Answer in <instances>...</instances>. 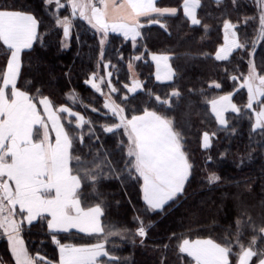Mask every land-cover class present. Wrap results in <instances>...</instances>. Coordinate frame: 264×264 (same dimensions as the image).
I'll return each instance as SVG.
<instances>
[{
    "label": "trees",
    "instance_id": "1",
    "mask_svg": "<svg viewBox=\"0 0 264 264\" xmlns=\"http://www.w3.org/2000/svg\"><path fill=\"white\" fill-rule=\"evenodd\" d=\"M184 1L158 0L178 13L142 19L137 36L102 33L75 18L67 44L57 16L68 12L56 14L46 0H0V10L32 13L39 22L34 45L23 52L17 86L40 110V99H49L71 142L70 168L81 182V204L102 210L99 235L52 232L46 215L27 225L17 210L31 262L58 263L61 245L101 240V264H194L181 248L186 238L225 246L229 264H238L248 247L255 251L250 264L264 256V125L255 124L257 111L264 115V90L251 102L246 86L251 61L264 77L260 12L254 0H199L198 22L192 23ZM226 24L235 27L239 46L221 59ZM153 53L171 56L172 81L156 80ZM9 55L0 38V86ZM135 78L142 88L132 92ZM221 96L234 103L224 125L211 109ZM108 98L122 114L108 109ZM147 111L171 121L190 165L182 192L161 209L144 200L142 176L127 152L124 124ZM34 129L36 139L40 129ZM204 133L211 135L208 148ZM0 262L17 264L6 238L0 239Z\"/></svg>",
    "mask_w": 264,
    "mask_h": 264
},
{
    "label": "crops",
    "instance_id": "2",
    "mask_svg": "<svg viewBox=\"0 0 264 264\" xmlns=\"http://www.w3.org/2000/svg\"><path fill=\"white\" fill-rule=\"evenodd\" d=\"M157 1L102 0L101 9L92 12V18L108 32L137 36L142 19L178 13L176 7H161ZM199 6V0H185L182 5L192 23L198 22ZM38 29L34 14L0 10V38L10 49L0 86V239L9 241L17 264L31 262L22 247V220L17 217V210L23 212V222L27 225L40 216H48L52 232L78 231L89 235L103 232L101 208L85 209L81 204L78 196L81 182L70 168L71 142L57 111L48 98L40 99V110L30 94L17 86L23 52L34 45ZM151 60L157 81L174 79L170 55L153 53ZM141 88L142 83L135 78L132 92ZM231 102L229 96L214 102L213 111L221 125L225 124L226 112L233 110ZM106 105L116 110L111 98ZM125 124L138 160L146 165V172L141 175L144 200L152 209H161L182 192L189 175L179 138L170 123L152 111L136 115ZM35 127L40 129L36 139ZM202 144L204 148L210 146V134H203ZM144 232V228L139 229L141 236ZM104 243L101 240L91 245H61L59 262L54 264H101L97 259ZM181 248L194 264L230 262L229 250L209 238H186ZM254 255L252 248L243 249L238 264H250ZM257 264H264V256Z\"/></svg>",
    "mask_w": 264,
    "mask_h": 264
},
{
    "label": "rangeland",
    "instance_id": "3",
    "mask_svg": "<svg viewBox=\"0 0 264 264\" xmlns=\"http://www.w3.org/2000/svg\"><path fill=\"white\" fill-rule=\"evenodd\" d=\"M254 1H255L257 8L260 12L258 14V25H259L258 39L261 40L262 38H264V0H254ZM46 2L53 7L56 14L59 13L60 11H63V10L65 12H68L69 15H66L63 17L57 16V23L64 30V36H65V40H66L67 44H68V40L72 34V29H73L75 18H85L88 22H90L91 24H94L95 28L100 29V32H102V33L108 32L107 30L103 29V27L99 26V24H97L92 18V12H95V11L97 12L96 9H101L102 0H46ZM234 28L235 27H233V25H230V24L225 25V29H226L225 41H224L222 47H220V49L217 52L218 58H221V59L226 58L228 55H230L239 46L238 34L235 32ZM139 33H140V31H139ZM102 35L104 36L105 34H102ZM101 41L103 42V44L106 43V41L103 37H102ZM248 78L249 79L246 82V86H247L249 94H250V100H251V102H255L256 100L260 99L261 94L263 93L264 77H262L258 74L257 69L255 68L253 61H251L250 75ZM221 97H224V96H221ZM221 97H219V98H221ZM229 97H231V96H229ZM219 98H217V99H219ZM214 102H215V100L211 101L212 111H213ZM113 104L115 106V103H113ZM231 104L234 107L233 101L231 102ZM115 108L117 111L111 110V112H117L119 114L120 113L122 114V111H120L116 106H115ZM213 113H214V111H213ZM158 115L161 116L160 114H158ZM214 115H215V113H214ZM219 116L221 117V114H219ZM161 117L163 118V116H161ZM225 117H226V114H225ZM163 119H165V118H163ZM165 120H167V119H165ZM167 121L170 123L171 128H172L171 121H169V120H167ZM255 124L257 127L264 125V115H263V111L261 109L259 111H257V113H256ZM124 125H126V124H124ZM172 130H173V128H172ZM173 132L177 135V133L174 130H173ZM130 141H131V138L129 137V145H128V151L127 152L130 156L133 157V159L135 161V169L137 170V172L140 175H143V173L146 172V165H145V163H142V162L140 163V161L138 160V158L136 156L135 146H133L132 143H130ZM187 162H188V160H187ZM188 166H189V173H190L189 163H188ZM142 179H143V177H142ZM142 228L143 227H140L139 229H142ZM144 233L146 234V230ZM22 247L26 250L25 244L22 245ZM26 262H27V264H30V263L37 264L33 260H32V262H29L28 260Z\"/></svg>",
    "mask_w": 264,
    "mask_h": 264
}]
</instances>
